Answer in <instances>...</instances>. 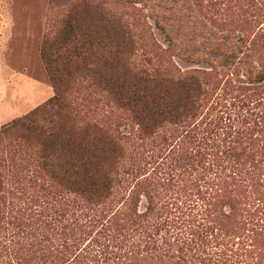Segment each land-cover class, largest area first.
I'll list each match as a JSON object with an SVG mask.
<instances>
[{"label":"rangeland","instance_id":"374dc122","mask_svg":"<svg viewBox=\"0 0 264 264\" xmlns=\"http://www.w3.org/2000/svg\"><path fill=\"white\" fill-rule=\"evenodd\" d=\"M75 1L0 0V131L55 94L42 44L64 29ZM99 1L105 13L126 22L121 36L115 31H99L111 42H119L128 33L130 44L125 49L131 67L148 73L172 67L176 74L192 71L201 78L207 94L193 121L199 126L196 132L218 127L220 132H231L244 115L264 107V101L252 95L253 87L264 89V75L258 73L264 70V41L258 50L250 44L259 35H263L260 42L264 40V0ZM231 49L237 53L228 75L231 82L223 76L219 85L201 73L213 69L211 72L222 77L226 69L220 60ZM100 59L103 68L109 64L116 72L121 69L120 59L109 55ZM94 64L93 57L86 60L89 68L102 67ZM234 69L237 79L244 80L239 82L244 90L232 88L238 83L235 73L231 74ZM74 82L68 96L77 109L79 125L96 121L107 126L118 123L122 116L130 119L128 112L118 109L95 86V73L79 74ZM130 123L120 127L130 137L120 141L124 157L117 166V180L109 196L96 204L74 191L51 187L33 172L31 164L27 169L29 163L19 154L16 163L2 169L0 264H202L193 262L192 253L185 260L177 256L183 258L181 254L193 246L192 238H201L197 233L207 235L214 250L222 259L227 256L230 264H258L259 259L251 256L255 252L264 256V159L258 156L261 176L254 171L249 178L244 173L224 178L223 171L230 172L226 158L215 159L201 173L191 164L173 165L181 135L191 123L163 127L154 140L144 143L138 125L131 131ZM9 140L0 145L6 160L14 150V146L8 147ZM205 146L203 142L200 149ZM253 165L248 169L255 170ZM157 171L166 173L164 178L157 177ZM239 183L241 189L234 191ZM150 196L153 210L149 219L140 225L133 223V213L145 212ZM227 213L233 215L226 217ZM245 247L255 251L251 255L247 250L246 255ZM169 252L176 255L170 257ZM260 263L264 264V257Z\"/></svg>","mask_w":264,"mask_h":264},{"label":"trees","instance_id":"16d2710c","mask_svg":"<svg viewBox=\"0 0 264 264\" xmlns=\"http://www.w3.org/2000/svg\"><path fill=\"white\" fill-rule=\"evenodd\" d=\"M104 10V4L99 0H76L68 11L64 29L55 38L44 40L42 57L55 94L30 113L14 119L1 129L0 145L3 140L10 139L7 142L8 147L14 146V150L12 149V155L7 160L0 151V189L3 187L2 169L16 163L15 158L19 154V157L25 158L29 163L27 169L31 164L33 172H38L43 179L48 180L51 187L74 191L90 201V204L102 201L109 196L117 180V166L124 157L120 141L130 137L124 136L120 127L122 123L129 121L131 131H135V125H138V136L143 143L154 140L155 135L163 127L191 123L181 135L178 154L177 157L174 156L176 164L173 165L191 164V167H198L203 173L209 164H214L215 159L226 158L229 161L230 172L223 171L224 178H234L238 173H244L248 177L250 174L253 175L254 171H258L261 176L263 167L259 163V157L261 160L264 159V107L256 114L244 115L240 125L231 129V132L222 130L220 132L219 127L211 132L200 130L196 132L199 126L193 121L199 114L202 100L207 94L201 78L192 71L176 74L172 67L159 68L152 73L131 67L125 49L130 44V41L127 42L128 33L126 32L119 42L118 40L111 42L112 40H107L99 31L100 29H103L102 33L115 31L121 36L126 22L123 17L105 13ZM78 32H84L81 34L83 37ZM262 37L263 35H259L250 42L254 49L258 50L262 46L264 41L260 42ZM240 40L243 41V38ZM107 55L112 59L122 60L119 64L120 70L116 72L109 64L110 67L103 68L100 57ZM235 56L237 53L231 49L224 55V59L220 60L221 66L226 69L222 77L219 78L217 72H211L213 69L201 73L213 77L220 85L223 76L230 75ZM90 57L95 59L94 66L102 67L96 70L89 68L86 60ZM262 58L260 55V59ZM235 69L231 74L235 73L237 79ZM90 72L95 73L97 78L95 86L104 91L109 101L111 100L118 109L128 112L130 119L125 120L126 118L122 116L117 120L118 123L107 126L96 121H87L82 125L77 123L79 115L68 96V91L73 89L74 80L79 74L90 75ZM260 72L264 75V70H258V73ZM249 77H252V72L249 73ZM228 80L231 82L230 76ZM237 81L238 83L232 85L233 90H244V84H239L244 80L239 78ZM252 91L254 97L264 101V89L255 86ZM203 142L206 144L205 150L200 149ZM2 148L0 146V150ZM174 148L175 145L169 151H173ZM216 148L219 150L217 153ZM166 150L167 148L164 152ZM252 162L255 170L248 169ZM157 173H155L157 177L164 178L166 175L160 171ZM262 176L264 181V175ZM240 183L234 191L241 189ZM145 195L149 194L145 191ZM256 199L262 201L261 198ZM229 204L231 205V202ZM151 210L153 209L150 196L147 210L133 213V223L140 225L149 219ZM232 215L227 213L225 216ZM115 227L120 229V223L115 222ZM67 229H71V225H68ZM196 235L201 238L198 241L192 238L193 246L190 244L181 254L183 258L177 255L179 258L185 260L184 258H188L192 253L190 257L194 263L199 261L202 264H230L227 256H223L222 259L221 254L214 250L207 235L202 236L198 233ZM169 246L171 250L172 244ZM248 249L250 248H243L246 255L248 251L250 254L255 251L254 248L253 251ZM169 254L172 257L176 252ZM251 257H257L258 264H262L260 258L262 260L264 256L261 252H255Z\"/></svg>","mask_w":264,"mask_h":264}]
</instances>
